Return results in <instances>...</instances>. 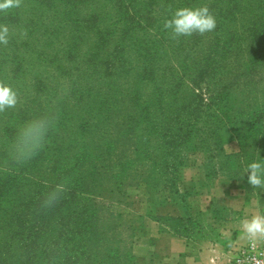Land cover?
<instances>
[{
    "label": "trees",
    "instance_id": "trees-1",
    "mask_svg": "<svg viewBox=\"0 0 264 264\" xmlns=\"http://www.w3.org/2000/svg\"><path fill=\"white\" fill-rule=\"evenodd\" d=\"M204 5L215 29L171 39L164 21L177 8ZM0 22L22 30L20 43L12 35L8 50L0 49V81L20 101L0 113V264H58L51 247L45 251L38 244L55 234L56 207L67 215L69 206L81 207L77 221L63 225L69 240L96 236V199L122 202L128 186L149 181L156 169H174L182 158L158 162L148 153L173 154L175 149L162 150L175 139L187 152H208L209 165L224 153L228 134L247 164L264 163V0H21L19 7L0 11ZM32 45L37 59L56 62L55 82L40 71L31 84L25 82V54ZM261 80V94L250 98ZM48 113L57 121L45 146L16 163L9 150L18 128ZM153 126L161 137L156 146L149 143ZM218 171L243 180L248 191H260L239 169ZM61 180L66 190L42 207ZM187 232L184 227L174 234Z\"/></svg>",
    "mask_w": 264,
    "mask_h": 264
},
{
    "label": "rangeland",
    "instance_id": "rangeland-1",
    "mask_svg": "<svg viewBox=\"0 0 264 264\" xmlns=\"http://www.w3.org/2000/svg\"><path fill=\"white\" fill-rule=\"evenodd\" d=\"M0 25L9 27V37L12 35L18 37L17 43L22 41L20 39L21 25L3 22H0ZM6 46V50H8V45L3 44H0V49ZM84 47L85 45L82 43L81 48ZM79 52L82 53L83 49ZM25 56L27 57L28 71L25 82L28 85L34 81L33 73L39 71L48 73L51 83L59 77L56 62L49 64L37 59L34 45L26 52ZM0 59L3 57L0 56ZM78 60L80 59L76 60L77 64ZM261 83L262 80L256 85V90L250 93V98L253 99V96L261 94ZM184 129L182 128L178 134L179 137L183 135ZM157 130L156 127H152L149 139V143L155 146L161 140L160 135H157ZM171 145H176V147L170 148ZM182 147L178 139H175L173 143H166L162 150L168 152L175 149L173 154L166 155L155 150L148 153L150 158H156L159 160L158 162H161L160 160L174 161L179 158H182V161L174 169L167 168L159 171L156 169L151 172L149 181L140 180L128 186L122 202L111 201L108 197L96 199L98 201L96 207L101 218L96 236L87 237L86 241L80 243L69 240L71 233L63 225L76 222L75 211H81V207L69 206L71 208L68 215L64 211V207H56L57 209L53 213L55 234L51 232L44 235L38 239V244H41L43 249L46 248L45 251L51 247L55 252V260L58 264H65L63 262L65 256L70 257L71 260L74 256L77 257L76 264H152L150 254L156 259L161 254L158 246L160 238L151 232L153 223L160 226L164 235L177 233L184 227L190 232L195 227L194 222L198 213L205 210L206 207L208 208V202L212 203V187L216 180H227V177L221 174L218 169L231 173L239 169L247 177L245 169L249 164L246 162L248 159L244 160L243 157L246 156L240 152L238 141L231 139L228 134L225 135L223 143L224 153L213 157L209 165H205L209 158L208 152L199 149L187 152ZM251 148V145H247L246 152L251 151ZM183 151L186 152V157L182 153ZM240 159L244 161L241 162ZM254 161L259 162V160L249 162ZM215 170L218 173L214 174ZM48 176L45 173L42 175L44 179H48ZM59 184L65 185V181L61 180ZM251 199L255 198L251 197ZM62 216H64L63 219H61ZM87 219L84 217V221ZM58 233L60 236L56 239ZM112 249L115 252L111 255ZM88 257L92 258V261Z\"/></svg>",
    "mask_w": 264,
    "mask_h": 264
},
{
    "label": "crops",
    "instance_id": "crops-1",
    "mask_svg": "<svg viewBox=\"0 0 264 264\" xmlns=\"http://www.w3.org/2000/svg\"><path fill=\"white\" fill-rule=\"evenodd\" d=\"M211 195L212 203L198 213L194 229L184 235H164L157 223L152 224L161 252L157 259L150 254L152 264H229L236 247L252 241L243 236L240 221L264 214V188L248 191L243 180L218 179Z\"/></svg>",
    "mask_w": 264,
    "mask_h": 264
},
{
    "label": "clouds",
    "instance_id": "clouds-1",
    "mask_svg": "<svg viewBox=\"0 0 264 264\" xmlns=\"http://www.w3.org/2000/svg\"><path fill=\"white\" fill-rule=\"evenodd\" d=\"M21 0H0V11L17 8ZM216 27V20L207 5L200 7L177 8L170 18L163 23V28L170 34V38L178 40L193 34L204 35ZM9 42V27L0 25V44ZM17 92L8 84L0 81V113L6 109H15L19 104ZM57 117L48 113L35 116L26 121L17 130L15 140L10 145L9 155L16 163H24L33 158L43 149L50 130L56 127ZM247 183L254 188H264V163L254 161L246 166ZM66 190L64 184L52 188L42 202V207H50L58 201ZM240 230L244 237L256 241L264 239V214L257 212L250 218L240 221Z\"/></svg>",
    "mask_w": 264,
    "mask_h": 264
},
{
    "label": "built area",
    "instance_id": "built-area-1",
    "mask_svg": "<svg viewBox=\"0 0 264 264\" xmlns=\"http://www.w3.org/2000/svg\"><path fill=\"white\" fill-rule=\"evenodd\" d=\"M229 264H264V240L237 246Z\"/></svg>",
    "mask_w": 264,
    "mask_h": 264
}]
</instances>
